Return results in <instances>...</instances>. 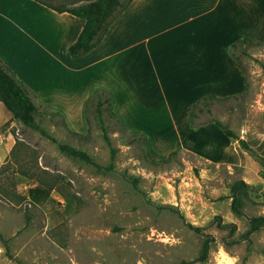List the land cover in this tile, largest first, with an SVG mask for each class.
Returning a JSON list of instances; mask_svg holds the SVG:
<instances>
[{
    "label": "rangeland",
    "instance_id": "1",
    "mask_svg": "<svg viewBox=\"0 0 264 264\" xmlns=\"http://www.w3.org/2000/svg\"><path fill=\"white\" fill-rule=\"evenodd\" d=\"M245 47L244 89L212 101L210 113L201 104L186 143H171L174 149L165 155L168 144L161 158H155L153 142L149 154L141 139L131 141L128 131L112 124L114 168L98 171L40 132L5 119L0 264H264V223L248 233L254 216L264 218V163L257 155L264 156V40ZM81 81L75 79V94ZM35 101L42 111L51 109ZM70 117L79 129L85 124L75 108ZM212 117L257 153L227 136ZM103 118L108 122L106 112ZM37 119L59 141L86 150L101 164L110 162L111 148L95 114L82 136L60 116ZM238 180L246 194L233 191ZM37 184L53 188L36 203L28 190ZM236 198L239 211L233 209ZM205 240L210 250L202 256Z\"/></svg>",
    "mask_w": 264,
    "mask_h": 264
},
{
    "label": "crops",
    "instance_id": "2",
    "mask_svg": "<svg viewBox=\"0 0 264 264\" xmlns=\"http://www.w3.org/2000/svg\"><path fill=\"white\" fill-rule=\"evenodd\" d=\"M59 1L0 0L1 59L34 100L63 112L79 134L87 122L77 128L70 113L83 112L95 85L110 89L115 111L129 129L148 135L146 150L153 142L155 158L186 143L202 94L225 97L244 89L230 45L241 37L264 40V0H132L98 45L72 57L69 46L84 19L44 3L79 5ZM75 79L81 81L77 94ZM2 103L0 126L13 116Z\"/></svg>",
    "mask_w": 264,
    "mask_h": 264
},
{
    "label": "trees",
    "instance_id": "3",
    "mask_svg": "<svg viewBox=\"0 0 264 264\" xmlns=\"http://www.w3.org/2000/svg\"><path fill=\"white\" fill-rule=\"evenodd\" d=\"M42 1V0H41ZM132 0H89L79 5L72 7H60L54 6L48 2H44L50 7L64 11L67 10L78 17L84 19V25L77 37V39L69 46V54L72 57L80 56L91 49H93L98 43L101 42L104 35L108 31L110 25L115 21V19L120 16L126 8L130 5ZM259 44L261 41L253 40L249 37H241L235 40L229 47V52L234 60L241 67L242 71L245 74V67L241 62L240 53L245 52V46L247 44ZM246 78V77H245ZM247 82V78H246ZM231 96H237L236 94L219 97L214 94H202L196 101L194 109L190 115L189 125L191 128H195L196 118L198 117L197 109L201 108L203 105L207 107V111L210 113L212 109L210 108V103L214 100H223ZM0 100L4 105L12 112L13 120L20 121L24 126L32 128L42 135L50 138L53 142L57 144L58 149L61 152L66 153L67 155L81 159L87 163L92 164L98 171H109L114 168V160L116 157L117 148L113 146L111 137L108 132V127L112 124L119 125L122 130L128 131L131 135V141L141 139L144 143V146L147 145L148 135L140 130L129 129L126 125L124 119L115 111L116 98L114 93L100 85H95L83 108V113L85 120L87 122L88 128L92 125V114H95L100 121V126L103 132V136L106 142L110 145L111 156L110 162L108 164H101L97 162L93 156L88 153L86 150L75 147L69 143L59 141L55 136H53L37 119V117H45L49 115L60 116L61 119L68 125L65 115L59 110L49 109L48 111H42L37 103L35 102L32 92L28 87L16 76L15 72L6 65L0 57ZM203 104V105H201ZM107 113V120L103 118V113ZM214 123L223 130V132L233 138H238L241 146L250 150L251 152L257 153L254 148L248 143L244 138H240L237 134L224 125L220 120L212 117L211 119ZM74 134L82 136L77 132L71 130ZM177 150L172 151L169 154L170 159L175 155ZM259 155L260 160L264 163V156ZM53 186L45 187L41 184L32 186L28 190V195L32 202H42L45 201ZM233 191L235 193L241 192L246 194V186L242 180L236 181L233 186ZM241 199L236 198L233 202V209L239 211V204ZM29 219V218H27ZM264 223V218L262 216H254L251 219V227L248 233L257 229L260 225ZM210 250V245L208 240H205L202 256H205Z\"/></svg>",
    "mask_w": 264,
    "mask_h": 264
}]
</instances>
